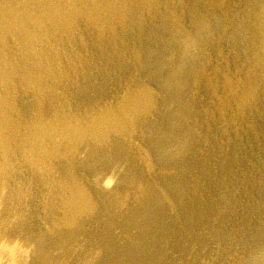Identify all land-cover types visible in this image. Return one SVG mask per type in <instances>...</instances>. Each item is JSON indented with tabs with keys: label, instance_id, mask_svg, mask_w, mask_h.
Wrapping results in <instances>:
<instances>
[{
	"label": "rangeland",
	"instance_id": "374dc122",
	"mask_svg": "<svg viewBox=\"0 0 264 264\" xmlns=\"http://www.w3.org/2000/svg\"><path fill=\"white\" fill-rule=\"evenodd\" d=\"M169 1L108 35L80 19L76 54L67 45L54 67L61 89L44 101L13 97L25 119L39 110L54 119L58 108L87 113L144 87L155 100L149 116L136 119L129 143L112 134L74 161V172L84 176L83 167H92L118 197L96 195V211L71 230L81 234L79 245L64 240L52 258L107 264L121 253L122 264H264V61L245 27L252 3L264 0H177L172 14ZM44 66L35 68L48 75ZM226 74L239 80V94L225 87ZM13 80L12 89L26 88ZM54 167L61 172L52 180L65 182L68 172ZM37 189L26 184L28 192ZM104 235L120 241L108 255Z\"/></svg>",
	"mask_w": 264,
	"mask_h": 264
},
{
	"label": "bare ground",
	"instance_id": "6f19581e",
	"mask_svg": "<svg viewBox=\"0 0 264 264\" xmlns=\"http://www.w3.org/2000/svg\"><path fill=\"white\" fill-rule=\"evenodd\" d=\"M36 1L40 4V10L34 5ZM175 1L170 0L167 4L170 14L174 13ZM2 2L0 264H67L62 257L52 258V251L65 248L64 240L72 248L79 245L81 234L71 230L76 229L81 216L92 215L96 211V195L110 190V195L118 197L113 183L97 177L92 167H83L86 171H83L84 176L74 172V161L82 159L83 152L89 154L100 146H106L112 134L126 137L129 143L136 119L142 115L149 116L155 105L153 92L145 87L137 91L132 89L117 103H106L87 113L79 110L74 115H68L58 108L54 110V119L44 118L43 110L30 119L23 118V108L13 97L20 94V98H39L44 101L48 98L49 90L58 92L61 89L54 67L62 66V52L67 45L68 54H76V39L84 38L81 35L84 33L79 31L80 19L87 18L88 22L85 21L103 34L129 21L140 22L143 13L155 14L160 11L162 4L160 0ZM247 17L245 27L250 31L264 61V1L256 5L252 3ZM61 44L63 47L58 53ZM40 63L48 67V75L41 72L44 69L38 71L35 68ZM71 66H74L73 61ZM63 74L68 76L67 72ZM13 76H18V82L26 88L12 89L15 86ZM45 77L53 79L48 87L41 86ZM238 81L226 74L223 83L231 92L239 94L236 90ZM245 97L253 100V88L246 90ZM221 101V113L226 115L230 99L224 96ZM136 131H139L138 128ZM57 162L62 171L69 174L63 183L52 180L54 174L61 172L54 167ZM30 181L40 186L41 190L28 192L26 184ZM49 185L54 188L51 196ZM101 242L107 255L118 249L117 244L120 243L108 235H104ZM122 258L120 253L109 259L107 264H122Z\"/></svg>",
	"mask_w": 264,
	"mask_h": 264
}]
</instances>
